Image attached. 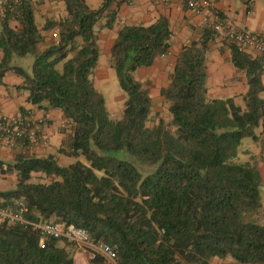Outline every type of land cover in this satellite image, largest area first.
Here are the masks:
<instances>
[{"label":"trees","instance_id":"16d2710c","mask_svg":"<svg viewBox=\"0 0 264 264\" xmlns=\"http://www.w3.org/2000/svg\"><path fill=\"white\" fill-rule=\"evenodd\" d=\"M58 1L62 12L39 25L35 0H0V85L12 71L23 80L17 87L27 102L62 113L71 128L57 154L73 161L61 165L55 154L12 147V157L0 156V176L15 174L16 182L0 191V205L22 200L32 222L85 229L94 242L114 247L117 264H264V223L255 221L263 207L259 162L232 161L244 137L260 144L251 157L264 160L261 58L229 43L247 89L240 103L210 97L206 57L213 33L205 28L175 55L159 111L135 71L170 52L168 20L123 24L108 54L126 96L114 120L93 78L99 31L113 27L119 3ZM52 31L57 37L47 38ZM28 55L30 71L13 63ZM41 244L37 228L0 221V264H74L75 245L67 238ZM89 263L106 260L97 255Z\"/></svg>","mask_w":264,"mask_h":264},{"label":"crops","instance_id":"0c3cea01","mask_svg":"<svg viewBox=\"0 0 264 264\" xmlns=\"http://www.w3.org/2000/svg\"><path fill=\"white\" fill-rule=\"evenodd\" d=\"M45 3L36 6L35 17L38 24L58 16L62 12V3L58 0H43ZM91 6H98L102 0H86ZM119 3L118 18L111 29L103 28L98 34L100 53L110 51L116 33L123 24H150L160 16L168 20L172 35L170 52L165 56L155 58L152 65L141 67L135 71V77L145 82L152 98L154 108L162 102L160 89L165 87L170 79L175 55L182 45L201 36L206 21L201 15L195 14L179 0H117ZM56 3L60 10L55 12L51 6ZM208 14L210 21L222 22L233 28L253 33H264V0H208ZM48 34L47 38H50ZM229 43L220 34H213L206 57L208 94L213 98L234 97L241 99L247 86L244 75L235 69L230 61ZM253 55L254 52L248 50ZM109 54V53H108ZM256 55V54H255ZM100 58V54H99ZM109 63V60H108ZM104 65L98 64L94 74L95 87L102 86L107 81ZM264 85V73L262 74ZM4 85H0V108L7 114H18L31 111L35 119L43 118L41 126L44 133V143L33 148L30 152L36 156H45L57 152L66 131L61 128L64 120L62 113L56 109L44 111L26 101L27 92L17 86L23 83L20 76L12 71L5 73ZM97 89V87H96ZM99 90V89H97ZM100 91V90H99ZM101 92V91H100ZM123 101V99H119ZM157 110V109H156ZM19 150L20 148H15ZM14 148L0 146V156L10 158ZM23 150V149H20ZM257 155V153H256ZM259 170L264 182V163H259ZM74 264H88L87 258L78 251L74 252Z\"/></svg>","mask_w":264,"mask_h":264},{"label":"built area","instance_id":"2783aa9c","mask_svg":"<svg viewBox=\"0 0 264 264\" xmlns=\"http://www.w3.org/2000/svg\"><path fill=\"white\" fill-rule=\"evenodd\" d=\"M183 2L195 14L201 15L206 21V28L213 34H220L228 43H234L242 48L254 52L263 62L264 67V33H253L245 30L233 28L218 21H210L208 14V0H179ZM51 37L56 38L55 32H51ZM160 56H165L164 54ZM43 118L35 119L31 111L18 114H7L0 108V145L4 147L22 148L31 151L36 146L44 143L45 137L41 126ZM61 128L70 130L71 124L67 120H62ZM28 207L22 200L0 205V221L15 223L24 227L32 226L39 230L41 236V246L45 238H67L75 245V251L81 252L88 262L101 255L106 260V264H117V254L111 245L104 242H94L88 232L73 225H65L61 222H39L35 223L27 218ZM211 264H238L234 261L213 262Z\"/></svg>","mask_w":264,"mask_h":264},{"label":"rangeland","instance_id":"374dc122","mask_svg":"<svg viewBox=\"0 0 264 264\" xmlns=\"http://www.w3.org/2000/svg\"><path fill=\"white\" fill-rule=\"evenodd\" d=\"M45 3V1L41 0H35V5L39 6L40 4ZM55 9V12L59 11L60 6L57 5L56 3H53L51 8ZM38 21V19H37ZM51 34V32H50ZM108 51H102L100 53V58H99V64L104 65L105 67L102 69V71L106 72V77L108 78L107 81L102 84V86H96L97 89H99L103 96L105 97L106 101V106L107 109L110 113V116L114 120L120 119L122 115V110L124 108V101H125V94L121 89L118 87L117 84V79L115 75V71L110 67L108 63ZM33 62V56L28 55L24 58H14L13 63H16L20 66H23L27 70H31V64ZM58 68H61V64L58 65ZM119 99H123V101H119ZM237 102H241L238 100ZM166 108H167V104ZM157 110H161L162 106L159 105L156 107ZM258 132L259 129H256ZM1 146V145H0ZM4 147V146H3ZM260 151V144L258 142H255L253 138L251 137H244L241 140V143L238 148V153L235 158L232 159L233 162L235 163H246V162H252L253 160H257L259 163H264V160H261L259 157H251L253 154H258ZM52 154L57 155V161L61 165H68L70 162L73 161V158L66 156V155H61L57 154V152L53 151ZM258 163V164H259ZM16 182V175L11 174L6 177L0 176V191L1 190H9L12 189L15 186ZM260 195H261V202L263 204V207L259 210V214L256 216L255 221L264 223V184L260 186ZM223 262H228V261H223ZM90 264V263H88Z\"/></svg>","mask_w":264,"mask_h":264}]
</instances>
